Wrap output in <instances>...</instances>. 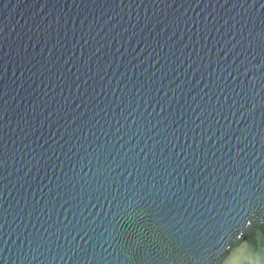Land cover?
<instances>
[{
    "label": "water",
    "instance_id": "95a60500",
    "mask_svg": "<svg viewBox=\"0 0 264 264\" xmlns=\"http://www.w3.org/2000/svg\"><path fill=\"white\" fill-rule=\"evenodd\" d=\"M257 254L264 0H0V264Z\"/></svg>",
    "mask_w": 264,
    "mask_h": 264
},
{
    "label": "clouds",
    "instance_id": "9594fccd",
    "mask_svg": "<svg viewBox=\"0 0 264 264\" xmlns=\"http://www.w3.org/2000/svg\"><path fill=\"white\" fill-rule=\"evenodd\" d=\"M236 245L240 252L243 253L244 249L250 245V242L248 241H236L233 240L232 241V246ZM226 246L227 248H231L228 246L227 243L223 244L218 250H217V255L218 253L221 251V248ZM232 264H264V257H261L260 255H254V256H250V255H241L239 257H236L233 259Z\"/></svg>",
    "mask_w": 264,
    "mask_h": 264
},
{
    "label": "snow or ice",
    "instance_id": "6c2138e0",
    "mask_svg": "<svg viewBox=\"0 0 264 264\" xmlns=\"http://www.w3.org/2000/svg\"><path fill=\"white\" fill-rule=\"evenodd\" d=\"M225 251H227V250L225 249ZM135 254H136V250L134 249L132 252V255L135 256Z\"/></svg>",
    "mask_w": 264,
    "mask_h": 264
}]
</instances>
